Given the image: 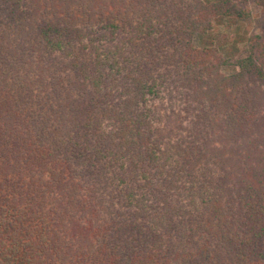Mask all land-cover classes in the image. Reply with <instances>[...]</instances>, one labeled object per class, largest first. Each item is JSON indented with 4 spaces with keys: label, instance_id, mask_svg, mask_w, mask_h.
Listing matches in <instances>:
<instances>
[{
    "label": "trees",
    "instance_id": "obj_1",
    "mask_svg": "<svg viewBox=\"0 0 264 264\" xmlns=\"http://www.w3.org/2000/svg\"><path fill=\"white\" fill-rule=\"evenodd\" d=\"M236 13L0 0V264H264L259 50L194 43Z\"/></svg>",
    "mask_w": 264,
    "mask_h": 264
},
{
    "label": "rangeland",
    "instance_id": "obj_2",
    "mask_svg": "<svg viewBox=\"0 0 264 264\" xmlns=\"http://www.w3.org/2000/svg\"><path fill=\"white\" fill-rule=\"evenodd\" d=\"M236 8L242 11L229 15L220 20L214 19V30L201 36L194 35V43L197 47H203L210 41L214 42L212 47L224 50V64L220 70L225 74H232L234 66L230 64L239 63L243 58L249 56L250 50H259L258 61L264 66V0H231ZM234 46L237 47V51ZM237 56H230L234 52Z\"/></svg>",
    "mask_w": 264,
    "mask_h": 264
}]
</instances>
